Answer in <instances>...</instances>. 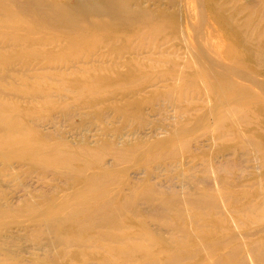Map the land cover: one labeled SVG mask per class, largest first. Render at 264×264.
Listing matches in <instances>:
<instances>
[{"label": "rangeland", "instance_id": "rangeland-1", "mask_svg": "<svg viewBox=\"0 0 264 264\" xmlns=\"http://www.w3.org/2000/svg\"><path fill=\"white\" fill-rule=\"evenodd\" d=\"M141 4L150 10L146 19L136 13ZM195 46L240 74L264 80V61L252 59L264 53V0H0V146L20 149L40 141L50 151L66 141L98 153L108 144L138 148L169 140L180 127L192 129L216 102L205 90L213 80L198 78L189 55ZM228 46L239 52V61L220 56ZM132 60L140 66V79H153L154 87L132 91L140 94L124 93L131 81L121 76L126 64L135 67ZM245 88L259 98L257 88ZM259 102L245 109L249 124L220 127L209 118L207 138L195 131L190 143L175 142L174 149L158 153L164 160L154 154V161L128 176L131 186L154 196L129 207L120 220L131 234L147 226L160 236L162 243L145 262L142 255L117 261L114 252L79 249L76 241L60 248L54 238L47 245L45 236L38 241L23 235L17 225L33 231L34 217L16 214L43 208L42 199H59L63 189L73 193L79 179L28 162L13 161L6 169L0 161V223L5 222L0 239L9 246H0V261L18 264L8 250L21 252L24 264H264V104ZM13 123L24 135L3 134L2 126ZM225 132L230 136L217 138ZM46 156L52 165L58 157ZM101 159L117 169L130 166L115 164L111 156ZM71 164L75 171L85 168L75 160ZM88 167V173L97 171ZM7 229L18 235L7 236ZM96 231L65 227L62 237L99 242L104 232L96 237Z\"/></svg>", "mask_w": 264, "mask_h": 264}, {"label": "bare ground", "instance_id": "bare-ground-1", "mask_svg": "<svg viewBox=\"0 0 264 264\" xmlns=\"http://www.w3.org/2000/svg\"><path fill=\"white\" fill-rule=\"evenodd\" d=\"M113 1L114 0H111V3H113ZM126 1L127 0H121L123 3ZM195 1L197 3V0ZM137 12L143 19L148 18L150 15V10L144 9L142 4L139 5L136 13ZM199 25L201 26V24ZM200 26H198V30L196 32L197 36L201 34ZM155 31H159V28L157 27L156 29H153L151 33ZM196 44L199 45L198 42ZM203 48V46H195L193 49H188L189 55L197 67L196 73L198 78L201 80H213V82H208V84L205 85V90L206 95L209 96L210 99L216 100V102L208 111L207 117L205 116L200 121H196L192 129L180 127L173 132V136L169 140L156 141L152 144L148 143L146 145L144 143L143 146H138V148L126 146L119 149L118 145L115 143L108 144L99 148L98 153H96V150L87 152L85 148L72 147L67 144L66 141H64L65 143L61 141V144L55 146L53 149H50V151L48 149L44 151L40 141L32 142L25 140L27 142H32V144L27 147H20V149H13L11 145L0 146V161H2L4 166H6V169L10 167L9 163L13 161L21 164H27L28 162L31 165L34 164L37 169L40 168L47 173L52 172L55 175L65 177L74 176L79 179L76 184V186L79 185V188L73 193L64 192L70 188L63 189L62 196H60L59 199H54L51 196L42 199V201L47 204L43 208L36 207L34 212L30 210L26 212L23 210L20 216L19 214H16L17 217H21L22 214L25 213L29 217L35 218L30 220L31 223H35V230L33 231L29 230L28 227L25 228L20 227V224L17 225L18 230H24L23 235H29V237H33L38 241H41L39 239L45 236L47 238H45L44 241L47 245H50L54 238L53 245L60 248H67L75 245L74 242L76 241L77 245L80 247L79 249H92V247H95L97 249H102L104 253L107 254L114 252L116 253L115 258L117 261H122V258L124 261V258L126 257L137 255H142V260L144 262L146 261L151 248H154L156 243L158 245L162 243L160 241V236L158 237L157 234L149 230L147 226H140L139 229L142 228L141 232L131 234L130 228L120 221L125 215H129V207L136 206L139 200L143 199L146 202H149L152 198H154L150 190L146 189L139 191V189H136L137 187L131 186L130 179L128 178L131 172L134 169H140L142 166L154 161L156 158L154 154L163 153L164 150L168 149L169 146L174 145L177 141L190 143V137L195 131L200 132L203 130V136L201 137L203 139L207 138L208 130L206 126L204 128V123L206 120L209 121V118L212 119L216 126L220 127L227 124L230 127H238L239 124H242L240 126H243L250 123V119L248 118V114L245 113V109L251 107L252 105H256L259 100V103L264 104V80L257 81V79H252L249 75L240 74L234 67L232 68L221 64V60H218L217 54L213 57L209 51H205ZM161 54H163V52H161ZM263 55L264 53L259 54V56L258 53H254L252 54V59L256 60L257 63H261V61H264ZM220 56H223L228 60L230 59L232 62L240 60L239 52L229 46L223 49ZM132 64L135 65L134 60H132ZM130 65L131 64H126L128 71L121 76L122 80L131 81L125 85L129 88L127 89L129 92L124 91V93L140 94V91H132L136 86H138L139 89H142L150 83V87H154L152 75H141L143 77L140 79L138 76L139 72L137 71L140 66L135 65V67L132 68ZM245 86L257 88L259 90V98L257 99L256 95L252 94L250 90H246ZM228 110H230V112L227 113ZM235 110L237 112H234ZM0 121L2 122L1 118ZM22 130V127L18 123L5 124L2 126V132L7 136L16 134L24 135V131ZM225 136H230V134L228 132L223 134L221 133L217 136V138L222 139ZM244 141L248 144V147L253 146L247 139ZM252 143L256 144L253 140ZM175 145L173 146V149L176 147ZM230 149H233V147ZM52 152L57 153L58 155V157L53 160V165L48 163L46 160H43L47 157L46 155ZM160 154H158L159 159L164 160V157ZM103 156L113 157L115 164H130V166L117 169V167H112L109 162L104 165V162L101 159ZM89 159H92V163H90L92 165L91 168L95 167L97 171L88 173V166L90 165ZM48 160L52 163V159L49 158ZM72 160L84 163L85 168L79 171L73 170L71 168ZM141 174H146L147 176L150 175L149 173L147 174V172ZM45 179L48 180L47 177ZM113 186L119 187L118 191L112 190ZM72 188L75 187L72 186ZM126 190L129 191L128 194ZM53 193H49L48 195ZM4 194L6 193L4 192ZM4 194L3 199L6 203L4 206L7 207L9 200ZM207 197L210 196L205 195L202 198L206 199ZM197 203H201V198L198 199ZM192 204L193 202L187 203V205L191 206ZM4 225L5 222L0 223V232L2 231V227ZM65 227H71V231L74 232L82 231L88 228L93 230L97 229L99 231H96V237L101 234V231L104 232V236L99 242L92 239L87 241L74 238L65 239L62 237V231ZM5 231L11 233L7 236H11L12 234H14V236L18 235L17 232H13L12 229H7ZM113 231H117V234L108 236ZM2 240L3 239H0V246L9 247L7 246L8 242ZM2 249L4 248L1 247L0 250ZM6 252L9 253V256L12 257L16 263L24 264L21 263V260H23L21 252H16L17 254L9 252L8 250H6ZM0 264L4 263L0 261Z\"/></svg>", "mask_w": 264, "mask_h": 264}]
</instances>
